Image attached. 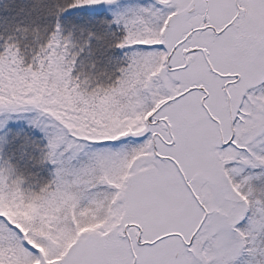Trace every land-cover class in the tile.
Listing matches in <instances>:
<instances>
[{"label":"snow or ice","instance_id":"6c2138e0","mask_svg":"<svg viewBox=\"0 0 264 264\" xmlns=\"http://www.w3.org/2000/svg\"><path fill=\"white\" fill-rule=\"evenodd\" d=\"M0 264H264V0H0Z\"/></svg>","mask_w":264,"mask_h":264}]
</instances>
